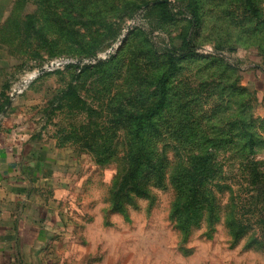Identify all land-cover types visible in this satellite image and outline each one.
<instances>
[{
  "label": "rangeland",
  "instance_id": "rangeland-1",
  "mask_svg": "<svg viewBox=\"0 0 264 264\" xmlns=\"http://www.w3.org/2000/svg\"><path fill=\"white\" fill-rule=\"evenodd\" d=\"M127 1L0 0V88L17 93L15 109H27L55 151L57 171L28 219L41 237L24 242L18 263L264 264V178L263 186L253 185L236 155L219 154L218 186L187 206L185 232L168 184L149 199L115 203L133 148L130 122L158 103L163 52L189 33L187 18L159 22L157 10L133 14ZM167 1L178 8L191 0ZM255 3L261 21L247 16L241 0H206L195 35L200 58L169 75L165 109L173 117L157 121L156 143L175 167L173 147L187 127L211 129L216 141L244 113L264 139V0ZM206 56L238 62L240 71ZM238 142L235 135L231 143ZM183 157L178 168L188 169L190 158ZM262 158L263 149L248 157Z\"/></svg>",
  "mask_w": 264,
  "mask_h": 264
},
{
  "label": "trees",
  "instance_id": "trees-1",
  "mask_svg": "<svg viewBox=\"0 0 264 264\" xmlns=\"http://www.w3.org/2000/svg\"><path fill=\"white\" fill-rule=\"evenodd\" d=\"M205 3L206 0H191L187 4L182 3L176 8L167 0H155L153 2L127 1L128 9L133 14L143 11L144 16H146L153 10H157L156 17L159 22L169 23L187 18L189 20V33L182 38L180 46L168 47L163 52L167 71L161 73L157 79L158 103L150 109L138 112L130 122L129 135L133 148L131 149V156L127 162L128 166L125 174L122 177L123 182L120 189L113 196L115 203L122 206L126 200L149 199L154 188H165L168 184L177 195L173 214L183 232L187 230L186 224H188L187 206L192 207L193 203L194 206L200 204L199 197L205 198L212 192V188L218 186L219 181H214V179L223 170L221 163L218 161L221 152L236 155L243 160V163L245 162L244 165L249 168L253 185L261 184L260 186H263L260 178H264V172L261 171V167L264 166V158L260 161L248 159L251 154L258 150H264V139L251 130L253 128L252 122L255 121L253 116L246 117L243 115L244 113H239V120L230 121L220 134L221 138L216 141L212 140L216 132L211 129L187 127L185 131H182L184 132V141L176 143L173 147L174 155L178 159L176 167L174 164L175 158H172L167 150L161 152L157 146L156 137L161 130L160 127H157V121L167 114H169V117H173L172 109H165L169 102V75L178 71L182 63L200 58L197 55L198 45L195 42V35L204 23ZM241 3L249 18L256 19V21L262 20L261 11L256 6L255 0H241ZM104 11L102 7L98 14L100 15ZM225 18L228 19V17ZM203 58L222 62L230 69L240 71L238 62L226 61L219 56H206ZM104 65L105 62H98V66ZM259 69L261 68L259 67ZM262 71L264 72V69ZM72 90L73 86L71 85L68 92L73 93ZM66 94L67 92H64L61 97L66 96ZM3 109L4 106L0 105V115ZM235 135H237L240 142L231 143ZM184 155L190 158H188L189 168L184 169V166H181L179 169L178 165L184 163ZM189 195H191L190 200L188 199Z\"/></svg>",
  "mask_w": 264,
  "mask_h": 264
},
{
  "label": "crops",
  "instance_id": "crops-1",
  "mask_svg": "<svg viewBox=\"0 0 264 264\" xmlns=\"http://www.w3.org/2000/svg\"><path fill=\"white\" fill-rule=\"evenodd\" d=\"M9 90L0 88V264L18 263L24 242L41 233L28 227L30 211L40 204V193L54 185L55 151L29 122L27 109H15Z\"/></svg>",
  "mask_w": 264,
  "mask_h": 264
},
{
  "label": "water",
  "instance_id": "water-1",
  "mask_svg": "<svg viewBox=\"0 0 264 264\" xmlns=\"http://www.w3.org/2000/svg\"><path fill=\"white\" fill-rule=\"evenodd\" d=\"M159 2H163V1H159ZM168 3H170V2H168ZM216 54H218V55H220V56H223V55H224L223 53H218V52H216ZM77 64H83V61H79V62H77ZM51 67H52V65H51L48 69H50ZM48 69H46V68L42 69V70L39 72V74H40V73H41V74H42V73H45L46 70H48ZM16 94H17L16 92L13 93L12 98H11V100H10V102H9V105H11L12 102L14 101Z\"/></svg>",
  "mask_w": 264,
  "mask_h": 264
},
{
  "label": "built area",
  "instance_id": "built-area-1",
  "mask_svg": "<svg viewBox=\"0 0 264 264\" xmlns=\"http://www.w3.org/2000/svg\"><path fill=\"white\" fill-rule=\"evenodd\" d=\"M0 178H1V157H0Z\"/></svg>",
  "mask_w": 264,
  "mask_h": 264
}]
</instances>
